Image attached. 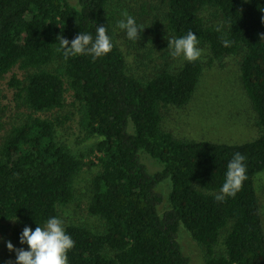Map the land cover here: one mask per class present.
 <instances>
[{
	"label": "trees",
	"instance_id": "obj_1",
	"mask_svg": "<svg viewBox=\"0 0 264 264\" xmlns=\"http://www.w3.org/2000/svg\"><path fill=\"white\" fill-rule=\"evenodd\" d=\"M123 0H0V81L15 68L10 85L33 111L47 114L77 103L96 144L101 171L93 180L89 214L105 225L65 227L74 241L69 264H192L178 238L185 228L206 251L205 264H264V217L257 186L264 174V0H163L172 37L196 34L213 57L242 56L241 84L260 135L241 144L180 140L164 128V109L184 108L204 72L200 60L162 69L151 78L130 73L108 18L109 5ZM214 9L223 22L210 24L201 12ZM105 26L113 48L92 59H67L56 38L95 35ZM229 41L225 46L224 41ZM4 111L0 107V127ZM60 118H29L13 125L0 142V221L15 220L33 230L76 196L82 159L60 143ZM131 127L133 132L130 131ZM144 151L162 165L151 173ZM240 152L247 180L235 197L215 199L226 166ZM93 165L95 162H91ZM171 183L169 208L158 191ZM224 252L219 254L220 243Z\"/></svg>",
	"mask_w": 264,
	"mask_h": 264
},
{
	"label": "rangeland",
	"instance_id": "obj_2",
	"mask_svg": "<svg viewBox=\"0 0 264 264\" xmlns=\"http://www.w3.org/2000/svg\"><path fill=\"white\" fill-rule=\"evenodd\" d=\"M69 2L77 6L79 0ZM167 10V3L163 0H123L109 5L107 14L116 42L126 56L130 73L136 77L151 78L160 70L167 69V65L171 69H179L186 62L169 55L168 39L171 38V32L166 21ZM123 13L133 16L137 24L144 28L138 41L128 40L125 33L117 28V22L123 18ZM201 15L210 24L223 22L219 12L214 9H205ZM198 46L203 49L199 60L204 65L198 90L184 108L169 106L164 109V128L172 132L177 139L186 141L210 140L241 144L256 139L260 135V128L256 114L242 88V56H228L218 60L213 57L207 46ZM13 73L21 79L25 78V72L17 67L0 81V107L4 111L0 142L14 124L23 123L34 116L60 118L63 123L56 129L58 141L78 155L84 165L76 178L75 200L59 209L58 218L63 221L64 227L82 224L96 232L103 231L104 222L89 214L87 210L93 194V180L102 169L96 151V144L101 138L88 133L82 123L83 115L79 105H74L70 97L62 110L47 114L33 112L18 98L17 89L10 85ZM130 131L133 132L132 127ZM140 157L151 173L162 169V165L146 152L142 151ZM257 189L264 217V174L259 179ZM158 191L163 195V202L159 207L163 213L169 208L170 181L162 183ZM21 228L22 224L18 220L0 221V264H15V252L7 248L8 242L16 249L27 250V245L19 243L17 231ZM178 238L192 264H205L206 251L203 245L194 240L183 227ZM217 251L219 254L224 252L222 242Z\"/></svg>",
	"mask_w": 264,
	"mask_h": 264
},
{
	"label": "clouds",
	"instance_id": "obj_3",
	"mask_svg": "<svg viewBox=\"0 0 264 264\" xmlns=\"http://www.w3.org/2000/svg\"><path fill=\"white\" fill-rule=\"evenodd\" d=\"M117 22V28L123 31L128 40L138 41L140 32L144 29L137 24L135 18L127 13ZM264 40V34L260 36ZM57 51L62 52L65 59L76 55H90L93 60L107 55L113 48V42L108 29L101 25L95 26V35L80 32L69 41L63 36L56 38ZM194 32L188 31L186 35L168 39L169 55L174 59H182L189 63L199 60L203 49ZM228 46L229 41L225 40ZM246 157L236 152L229 160L224 174V182L215 199L223 202L226 197H235L247 180ZM16 217L13 219L15 220ZM19 243L27 245L16 249L11 242L7 248L15 252V264H69L68 253L74 248L72 237L67 234L63 221L55 216L49 217L42 226L33 230L24 227L19 236Z\"/></svg>",
	"mask_w": 264,
	"mask_h": 264
}]
</instances>
